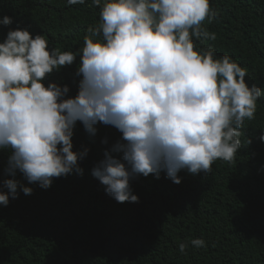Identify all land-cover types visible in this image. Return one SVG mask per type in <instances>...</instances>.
Returning <instances> with one entry per match:
<instances>
[{
    "label": "clouds",
    "instance_id": "clouds-1",
    "mask_svg": "<svg viewBox=\"0 0 264 264\" xmlns=\"http://www.w3.org/2000/svg\"><path fill=\"white\" fill-rule=\"evenodd\" d=\"M86 0H68L84 4ZM100 23L89 27L77 52L49 47L45 35L10 29L0 42V150H10L0 205L18 196L19 171L48 188L54 178L83 172L89 149H73L80 122L95 135L102 123L121 137L92 168L118 203L138 202L130 181L164 172L179 184L181 170L208 174L216 160L232 162L241 147V129L255 118L264 89L246 82L247 68L229 55L217 58L195 40H215L204 27L216 12L210 0H92ZM5 15L0 24L11 25ZM80 57L82 76L75 96L50 74ZM264 141V135L261 136ZM250 142V141H249ZM103 143L107 144L105 138ZM113 153H122V158ZM25 195L31 187L21 189ZM207 247L203 238L180 242Z\"/></svg>",
    "mask_w": 264,
    "mask_h": 264
},
{
    "label": "trees",
    "instance_id": "trees-1",
    "mask_svg": "<svg viewBox=\"0 0 264 264\" xmlns=\"http://www.w3.org/2000/svg\"><path fill=\"white\" fill-rule=\"evenodd\" d=\"M216 12L204 27L215 40H195L212 48L217 58L229 55L247 68L245 79L264 89V0H210ZM0 42L10 29L40 33L49 47L77 52L89 27L100 23V6L92 0H0ZM80 57L50 74V81L77 94ZM93 136L77 122L73 149H89L79 161L83 172L54 178L48 188L30 183L17 171L18 196L0 205V264H264V95L255 118L241 129V147L232 162L216 160L210 173L181 170L179 184L164 172L139 175L130 181L138 202L118 203L92 175L105 150L121 137L110 125L98 123ZM107 138L108 143H103ZM250 141V142H249ZM10 150H0V190ZM122 158V153H113ZM33 189L25 195L21 190ZM203 238L207 247L179 243Z\"/></svg>",
    "mask_w": 264,
    "mask_h": 264
}]
</instances>
